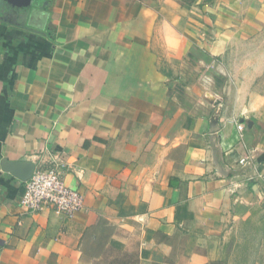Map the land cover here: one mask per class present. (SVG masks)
I'll use <instances>...</instances> for the list:
<instances>
[{
    "label": "crops",
    "instance_id": "1",
    "mask_svg": "<svg viewBox=\"0 0 264 264\" xmlns=\"http://www.w3.org/2000/svg\"><path fill=\"white\" fill-rule=\"evenodd\" d=\"M174 7L0 0V264L221 258L264 193V93L185 104L174 76L193 42ZM43 149L83 196L71 217L26 209L25 181L2 170Z\"/></svg>",
    "mask_w": 264,
    "mask_h": 264
},
{
    "label": "rangeland",
    "instance_id": "2",
    "mask_svg": "<svg viewBox=\"0 0 264 264\" xmlns=\"http://www.w3.org/2000/svg\"><path fill=\"white\" fill-rule=\"evenodd\" d=\"M146 1L164 5L169 16L177 3L185 17L175 31L193 43H185L184 65L173 75L185 104L205 105L233 95L239 86L264 93V0ZM208 264H264V193L233 223L221 258Z\"/></svg>",
    "mask_w": 264,
    "mask_h": 264
},
{
    "label": "built area",
    "instance_id": "3",
    "mask_svg": "<svg viewBox=\"0 0 264 264\" xmlns=\"http://www.w3.org/2000/svg\"><path fill=\"white\" fill-rule=\"evenodd\" d=\"M242 129V126H239ZM35 161V170L25 181V193L21 204L29 211L39 212L46 208L54 209L58 214L73 216L83 207V196L79 190L69 187L64 181L66 164L57 152L43 149ZM253 157L240 160L243 165L254 167Z\"/></svg>",
    "mask_w": 264,
    "mask_h": 264
},
{
    "label": "water",
    "instance_id": "4",
    "mask_svg": "<svg viewBox=\"0 0 264 264\" xmlns=\"http://www.w3.org/2000/svg\"><path fill=\"white\" fill-rule=\"evenodd\" d=\"M35 165L33 161H10L9 159H3L1 162L2 170L13 174L22 181H27L32 177Z\"/></svg>",
    "mask_w": 264,
    "mask_h": 264
}]
</instances>
